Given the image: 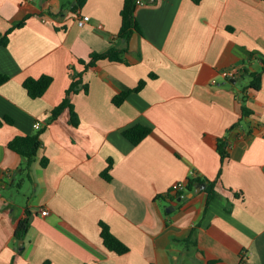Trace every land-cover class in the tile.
Returning a JSON list of instances; mask_svg holds the SVG:
<instances>
[{"label":"crops","instance_id":"0c3cea01","mask_svg":"<svg viewBox=\"0 0 264 264\" xmlns=\"http://www.w3.org/2000/svg\"><path fill=\"white\" fill-rule=\"evenodd\" d=\"M67 2L0 0V34L25 21L0 43V74L10 77L0 117L14 119L0 127V264H240L246 253L247 264H264V73L259 90L237 86L264 65V0H138L140 31L129 40L119 36L124 0H87L61 14ZM83 16L91 20L79 26ZM111 48L125 50L122 61L86 68ZM234 68L236 82L222 76ZM42 75L54 81L33 99L23 83ZM74 79L79 125L69 110L49 122ZM141 80L143 90L113 103ZM38 121L43 145L20 184L25 160L8 143L35 134ZM138 123L153 131L133 146L123 131ZM221 169L209 203V182L171 191L192 173L214 181ZM101 221L129 252L105 247Z\"/></svg>","mask_w":264,"mask_h":264},{"label":"trees","instance_id":"16d2710c","mask_svg":"<svg viewBox=\"0 0 264 264\" xmlns=\"http://www.w3.org/2000/svg\"><path fill=\"white\" fill-rule=\"evenodd\" d=\"M87 0H77V4L74 7H71V4L73 0H68L67 7H62L61 14L63 12H66L67 10L76 12L78 9L82 8ZM196 2H199V0H195ZM138 8V0H124V7L122 9V28L120 30L119 36L122 38H125L126 40H129L131 36L136 31H140L137 19H136V11ZM25 21H22L20 23H16L13 27H22L24 26ZM10 30L5 35L0 34V43L7 45L9 41V34L13 31ZM124 49H115L111 48L107 52L104 53H93L92 54V60L87 63L86 68L90 66H94L98 60L101 59H109L111 61H122V56L124 54ZM264 73V65L259 72H253L250 74L251 77V83L248 88L259 90L261 88V81H262V74ZM74 78H76L78 75L74 74ZM151 77H156L155 74H152ZM10 80V77L8 75L0 74V86L4 83L8 82ZM54 81V78L50 75H42L39 78H27L23 86L27 90L28 95L33 98L37 99L42 97L50 88ZM147 84L146 80H141L140 83L134 87V88H125L120 94H117L114 99L113 103L116 106L122 105L126 99L134 92H140L143 90L145 85ZM81 88V81L74 79L72 82L70 88L66 92V96L63 99V101L55 107V109L52 111L51 117L49 118V122H52L56 120L65 110H69L70 112V123L74 126H78L80 119L75 111L74 104L72 103L71 97L72 94L77 93ZM86 88V87H85ZM87 90V88H86ZM245 89L242 90V93L245 94ZM247 96H243V114L246 116L247 114L251 113V110L247 106ZM13 125L14 119L10 116H4L0 117V127L4 125ZM44 131V128L38 129V131L35 134L30 135H17L8 143V148L15 151L16 153L20 154L24 160H25V166L24 171H26L25 177L21 180L20 184H23L27 179L30 178V171L32 164L37 159L38 153L42 147V140H41V134ZM153 131V128L149 125L138 123L133 126H130L126 128L123 131V135L125 138L133 145L137 146L139 145L146 137H148ZM216 147L218 152L221 155L222 163L224 160L229 156L228 152V143L227 138L222 137L218 138L216 141ZM42 167H46L48 165V158L44 157L41 161ZM114 162L113 160L109 161L108 167L102 172V177L106 179L107 181L112 180V174L111 171L113 169ZM222 174V169L219 172L218 177L211 181L207 178H201L198 177L197 174H192L188 176V184L187 189L192 191L194 186L197 184H203L205 182H209L206 191L208 193V203L216 196V185L220 179V176ZM31 223L29 222V219H22L18 222L16 227V238L18 240H23L28 233L30 229ZM101 226V237L103 239L105 247L115 252L119 255L126 254L130 251V248L128 245H126L122 240H120L113 232L109 224H107L104 221L100 222ZM191 238V237H190ZM190 238L185 239L184 241L187 242ZM194 244H196L194 242ZM50 264V263H46Z\"/></svg>","mask_w":264,"mask_h":264},{"label":"built area","instance_id":"2783aa9c","mask_svg":"<svg viewBox=\"0 0 264 264\" xmlns=\"http://www.w3.org/2000/svg\"><path fill=\"white\" fill-rule=\"evenodd\" d=\"M140 3L144 4L143 1H140ZM90 20H91L90 16H83V17H80L78 19V24H79V26H84ZM240 75H241V70L237 69V68H234V69H231V70H225V71L222 72V76L225 79H227V80H236V79H238L240 77ZM213 83L216 84V81L214 80ZM34 127L36 129H41L42 128L41 122H39V121L36 122ZM186 187H187V182L186 181H178V182H176V183H174L172 185L171 191L173 193L181 192V191H184L186 189ZM41 212H42V215H47L49 213L47 208H43L41 210ZM246 255H247V253L244 255V257H243L242 261L240 262V264H247Z\"/></svg>","mask_w":264,"mask_h":264},{"label":"rangeland","instance_id":"374dc122","mask_svg":"<svg viewBox=\"0 0 264 264\" xmlns=\"http://www.w3.org/2000/svg\"><path fill=\"white\" fill-rule=\"evenodd\" d=\"M250 81H251V79L249 77L245 76L244 78L238 80L237 86H238V88L242 89Z\"/></svg>","mask_w":264,"mask_h":264},{"label":"water","instance_id":"95a60500","mask_svg":"<svg viewBox=\"0 0 264 264\" xmlns=\"http://www.w3.org/2000/svg\"><path fill=\"white\" fill-rule=\"evenodd\" d=\"M77 4V0H74L73 1V5H76ZM233 82H236L235 80H232Z\"/></svg>","mask_w":264,"mask_h":264}]
</instances>
